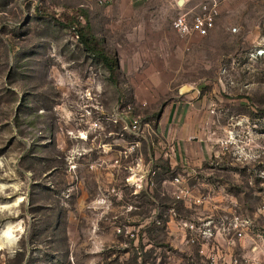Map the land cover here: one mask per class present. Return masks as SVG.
Masks as SVG:
<instances>
[{"label":"rangeland","instance_id":"374dc122","mask_svg":"<svg viewBox=\"0 0 264 264\" xmlns=\"http://www.w3.org/2000/svg\"><path fill=\"white\" fill-rule=\"evenodd\" d=\"M167 5L154 56L97 0H0V264H209L199 218L264 208V0L224 2L189 41Z\"/></svg>","mask_w":264,"mask_h":264},{"label":"crops","instance_id":"0c3cea01","mask_svg":"<svg viewBox=\"0 0 264 264\" xmlns=\"http://www.w3.org/2000/svg\"><path fill=\"white\" fill-rule=\"evenodd\" d=\"M97 3L105 9L106 13L112 10L117 11L118 22L134 20L136 30L133 34L129 33L124 36L144 41L141 45L144 48L147 47L144 50L146 55L155 56L158 47L164 45V40L167 39L170 29L168 21L161 16V13L163 8H170L167 5L168 0H97ZM148 61L149 59L146 61L143 58L138 61L140 65L138 67H142L143 63ZM138 67L136 69H139ZM163 164L165 169H171V162L166 158ZM219 196L222 200L225 198V196ZM208 211L210 212V210ZM237 213L236 208L229 206L219 214L216 213L215 216L205 212V215L199 218L202 227L205 228L211 224L215 228L213 229L214 239L202 240L198 249L201 257L207 263H209L207 257L214 256L217 262L225 264H229L233 258L238 259L240 264H264V208L252 215L241 216ZM234 218L248 223L247 231L241 239H237L231 230ZM2 239L4 242L6 241L4 238ZM136 244L139 249L135 247ZM134 248L135 251H141L143 248L141 232L134 240Z\"/></svg>","mask_w":264,"mask_h":264},{"label":"built area","instance_id":"2783aa9c","mask_svg":"<svg viewBox=\"0 0 264 264\" xmlns=\"http://www.w3.org/2000/svg\"><path fill=\"white\" fill-rule=\"evenodd\" d=\"M173 3L177 16L171 22V29L181 39L189 41L193 37H206L211 31L214 30L215 22L220 15L221 6L227 1L236 0H168ZM100 3V2H99ZM233 33L235 29L231 30ZM252 58H264V44H261L259 48L253 50L250 54ZM130 130H137L138 126L136 122H133L127 126ZM178 181L177 179L175 180ZM179 197H177L178 199ZM190 230H194L193 226L189 225ZM248 223L233 219L231 230L234 232L237 239L243 238L247 231ZM202 237L205 238V233H202ZM190 243H194V239L190 240ZM209 264H225L217 262L214 256L207 257ZM229 264H240L239 260L233 258Z\"/></svg>","mask_w":264,"mask_h":264},{"label":"trees","instance_id":"16d2710c","mask_svg":"<svg viewBox=\"0 0 264 264\" xmlns=\"http://www.w3.org/2000/svg\"><path fill=\"white\" fill-rule=\"evenodd\" d=\"M62 19V21L65 22L63 24V28L73 29L77 40H79L84 50L101 62L106 69L109 78L112 80L116 70L118 69L116 60L105 54V52L100 48V44L94 37L87 35L83 28L78 27L76 17L62 16Z\"/></svg>","mask_w":264,"mask_h":264}]
</instances>
